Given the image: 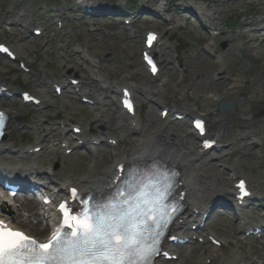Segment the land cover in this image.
<instances>
[{
    "label": "rangeland",
    "instance_id": "1",
    "mask_svg": "<svg viewBox=\"0 0 264 264\" xmlns=\"http://www.w3.org/2000/svg\"><path fill=\"white\" fill-rule=\"evenodd\" d=\"M92 1L103 9L111 7V10L120 11L127 0ZM73 2L75 0H0V16L3 18H7L12 9L13 22L46 29L42 38L31 37L29 31L19 27L10 28L9 35L0 32V40H9L19 58L32 71L25 74L16 63L0 57V80L14 87L16 93L22 88L31 90L49 105L38 111L31 106H22L15 97L20 111L17 123L22 129L15 132L9 145L0 149V154H11L40 143L44 150L27 163L33 164L48 186L50 183L61 185L67 179L80 178L89 170L100 173L111 164V153L120 156L137 142L139 136L127 130L125 121L121 129L115 125L116 117L121 115L118 109L121 87H131L140 128L147 133L166 124L159 117L160 106L182 111L193 109L207 116L208 136L216 137L215 122L220 115L212 98L225 97L226 101L232 102L242 96V115L249 119V123L239 124L237 120H231L232 124L223 131L219 143L227 147L224 152L229 155L221 158L220 153L211 151L203 158L202 162L209 167L201 175H215L216 187L215 191L205 192L202 206L211 208L213 201L220 196L229 202L234 183L232 176L250 182L254 196L247 208L214 214L205 231L197 235H215L221 243L231 244L222 264H264V242L244 236L248 229L264 226V37L257 35L255 29L259 27L254 25L264 19V0H139L138 12L146 8L158 13L160 18L134 23L133 34L107 13L85 19L84 15H78ZM255 9H261L258 16H249ZM59 12L63 28L57 35ZM239 17L242 19L238 28L227 27L229 19L234 21ZM171 20L174 23H169ZM42 21L43 25L40 24ZM91 26L98 28L97 32H89ZM204 28L218 36H209ZM150 29L160 33L161 46L155 52L162 66L156 78L146 74L139 58L142 33ZM207 42L215 46L214 56L222 59L221 64L204 51ZM223 43L225 49L221 48ZM78 50L91 56L95 66L84 63L81 55L75 54ZM68 71H72L70 75L77 72L84 79L81 95H87L93 101L98 99L102 105L83 104L80 96L75 94L54 97L50 84L65 82ZM89 71L96 72L101 82H93ZM192 92L201 99L195 102L185 98L186 93L192 95ZM205 99H208L206 104ZM71 125L82 128L80 137L72 138L69 133ZM172 127L180 136L183 129L189 127V122H175ZM120 133L124 134L123 141L118 142L115 150L85 143V147L66 155L61 147L63 140L68 144L67 149L76 146L77 139L90 142L95 138L104 144L107 137L119 140ZM42 139H45L43 143ZM189 141L192 147L198 146L193 139ZM92 148L96 153L94 157L89 153ZM45 171L51 175L46 177ZM220 179L226 185L217 186ZM254 200L255 205L250 206ZM24 214L30 216V213ZM38 220L37 215L30 218L32 225ZM192 223L181 233L190 234ZM214 250L215 247L208 242H195L175 250L177 260L160 261V264H206V257Z\"/></svg>",
    "mask_w": 264,
    "mask_h": 264
},
{
    "label": "bare ground",
    "instance_id": "2",
    "mask_svg": "<svg viewBox=\"0 0 264 264\" xmlns=\"http://www.w3.org/2000/svg\"><path fill=\"white\" fill-rule=\"evenodd\" d=\"M205 48L207 51L216 53L214 51L215 46L210 43L206 44ZM215 58L216 61L221 64L222 59L217 55ZM86 60L89 62L91 61L89 60V56H87ZM185 98L195 102L196 100L201 99L199 95L194 96L193 92L192 95H188L186 93ZM212 100L217 102L218 98H212ZM203 102L206 104L208 99H205ZM1 105L9 116V123L6 130V141L0 145V148L2 149L9 145V143L14 138V134L16 132L15 123L20 116V111L17 109L12 98H10L8 101H3ZM162 110L164 109L161 108L160 112ZM194 114H196V112L193 109L182 113L185 118ZM231 120H237L239 124L249 123V119L242 115V105L237 104L233 110L226 111L224 114H220V118L215 122L216 137L218 139L222 136L223 131L232 124ZM116 121L117 122L115 125L118 128L121 129L124 127V119L122 115H118L116 117ZM172 123L173 122L169 120L160 129L145 133L138 131L139 122L136 118L130 119L128 121V126L129 129L132 128V133L135 135L138 134L139 139L137 142L120 156L111 153V164L105 167L102 172L96 173L92 170H89L85 175L78 179H67L64 181L65 184L61 189H67V186L71 185L77 187L81 193L86 194L90 191L92 184L95 183L96 186L94 192L99 193L110 187L111 182L109 175L112 171V168L116 167L119 163L124 162L126 164H131L143 160L158 159L169 167L178 170L179 181H181V191L185 192V196L182 201L184 211L170 227L172 235L178 234L192 219H194L196 211L200 213V216L207 212V210L202 207L205 196L204 194L207 190L215 191L216 186L214 183L215 175H201V172L207 169L209 165H206L202 162V158L207 152L203 153L201 152L200 147L195 149L189 143L190 138H195V133L189 128H184L182 135L179 136L177 135L176 130L172 127ZM133 124L134 126H132ZM44 140L45 139H43L41 142L43 143ZM39 146L40 145L37 144L35 147H31L30 149L34 150ZM109 148L115 150V147ZM30 149L27 148L26 151H18L14 154H2L0 157V165H2L0 166V169L6 172H12L15 177L20 176V178H22L21 174L30 176L37 173V169L33 166V164L27 163V160L31 159V157L34 155L33 152L29 154ZM21 154H25L26 156L23 157ZM90 154L93 157L96 155V153L92 150L90 151ZM220 154L221 158L229 155V153L224 152V150H220ZM20 162H22L21 166L18 165ZM218 182L219 184L217 186H222V184L226 185L225 183L221 182V179ZM219 191H222V188H220ZM62 193L65 194L64 192ZM221 193L223 195L226 194L225 192ZM5 202H8V205ZM16 203H19L22 210H24L26 213H29V210H33L34 208V205L30 200H9L6 194H0V218L4 219L14 228L24 231L28 236L38 238L39 240L46 239L48 237V233L52 229L50 222H52L54 219L53 211H42L39 207H37L35 213H30V216H27L26 214L21 213V211L17 208ZM36 215L40 216L42 220L39 221L38 224L32 225L30 218ZM230 245V243L225 242L220 246V249H216L213 253L208 255L206 258L209 259V264H222L224 257L230 249ZM167 246L170 247V245ZM154 264H160V260L157 259Z\"/></svg>",
    "mask_w": 264,
    "mask_h": 264
},
{
    "label": "snow or ice",
    "instance_id": "3",
    "mask_svg": "<svg viewBox=\"0 0 264 264\" xmlns=\"http://www.w3.org/2000/svg\"><path fill=\"white\" fill-rule=\"evenodd\" d=\"M5 119L0 113V129ZM169 188L142 180L79 215L66 213L64 226L43 244L0 225V264H152L160 235L153 226L166 214Z\"/></svg>",
    "mask_w": 264,
    "mask_h": 264
},
{
    "label": "water",
    "instance_id": "4",
    "mask_svg": "<svg viewBox=\"0 0 264 264\" xmlns=\"http://www.w3.org/2000/svg\"><path fill=\"white\" fill-rule=\"evenodd\" d=\"M233 107H234V104L227 106V108L225 109H233Z\"/></svg>",
    "mask_w": 264,
    "mask_h": 264
}]
</instances>
